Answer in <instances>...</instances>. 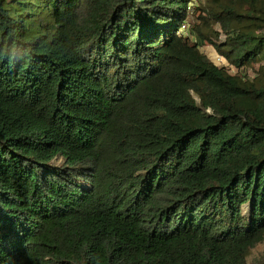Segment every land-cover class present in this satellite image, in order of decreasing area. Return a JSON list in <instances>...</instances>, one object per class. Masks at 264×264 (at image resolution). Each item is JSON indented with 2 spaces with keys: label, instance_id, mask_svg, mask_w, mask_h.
<instances>
[{
  "label": "trees",
  "instance_id": "1",
  "mask_svg": "<svg viewBox=\"0 0 264 264\" xmlns=\"http://www.w3.org/2000/svg\"><path fill=\"white\" fill-rule=\"evenodd\" d=\"M263 247L264 0H0V264Z\"/></svg>",
  "mask_w": 264,
  "mask_h": 264
},
{
  "label": "built area",
  "instance_id": "2",
  "mask_svg": "<svg viewBox=\"0 0 264 264\" xmlns=\"http://www.w3.org/2000/svg\"><path fill=\"white\" fill-rule=\"evenodd\" d=\"M192 6H194V4ZM190 27L191 26H190L189 23H187V22L186 23H183L182 26L179 29L180 34H182L185 37H190L191 36V34H190ZM217 60H218L219 66L226 65L225 61H223L222 58L217 57Z\"/></svg>",
  "mask_w": 264,
  "mask_h": 264
},
{
  "label": "rangeland",
  "instance_id": "3",
  "mask_svg": "<svg viewBox=\"0 0 264 264\" xmlns=\"http://www.w3.org/2000/svg\"><path fill=\"white\" fill-rule=\"evenodd\" d=\"M202 50L205 52V54H207V56L216 64L219 66L218 64V60H217V53L215 52V50L213 49V47L209 46V45H205L204 47H202ZM264 249V247H263Z\"/></svg>",
  "mask_w": 264,
  "mask_h": 264
}]
</instances>
